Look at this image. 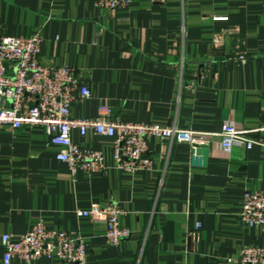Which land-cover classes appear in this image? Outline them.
Segmentation results:
<instances>
[{"label":"crops","instance_id":"1","mask_svg":"<svg viewBox=\"0 0 264 264\" xmlns=\"http://www.w3.org/2000/svg\"><path fill=\"white\" fill-rule=\"evenodd\" d=\"M0 23L9 36L39 34L42 64L88 86L73 118L106 105L122 122L208 133L230 123L264 140V0H130L109 12L93 0H0ZM71 138L101 151L106 172L71 174L42 127L0 126V239L41 222L82 238L84 264H232L244 246H264L261 228L240 220L244 193L264 190L263 148L225 156L213 137L198 165L188 144L151 137V168L130 173L115 167L111 138ZM106 201L131 232L117 245L104 223L76 215Z\"/></svg>","mask_w":264,"mask_h":264},{"label":"built area","instance_id":"2","mask_svg":"<svg viewBox=\"0 0 264 264\" xmlns=\"http://www.w3.org/2000/svg\"><path fill=\"white\" fill-rule=\"evenodd\" d=\"M102 11L125 8L130 0H93ZM42 37H13L4 33L0 23V126L9 125L17 130L23 127L44 128L49 142L62 148L58 161L69 167L71 174L105 173L101 151L81 146L71 138L72 131L81 136L91 131L112 139L111 152L115 167L127 172L149 170L148 140L157 137L168 142L195 146L208 145L213 137L219 138V149L229 156L235 145L264 149V140L252 137L230 123L218 133L198 132L173 126H159L122 122L111 118L108 106L98 108L92 118H73L72 105L90 97L88 86L80 84L72 68L52 67L40 61ZM122 210L113 201L93 203L86 210H77L79 217L90 218L106 225L105 240L110 245L130 237V230L119 224ZM240 220L246 225L261 228L264 237V190H248L243 195ZM2 264L12 259L25 263L42 258L56 257L71 264H84L86 248L82 238L70 236L63 230L47 229L41 222L16 237L3 234L0 239ZM232 264H264V246H244Z\"/></svg>","mask_w":264,"mask_h":264},{"label":"water","instance_id":"3","mask_svg":"<svg viewBox=\"0 0 264 264\" xmlns=\"http://www.w3.org/2000/svg\"><path fill=\"white\" fill-rule=\"evenodd\" d=\"M192 153H194L196 156H202V160H199L197 157L194 158L195 164H204L208 155V145L195 146L192 149Z\"/></svg>","mask_w":264,"mask_h":264}]
</instances>
